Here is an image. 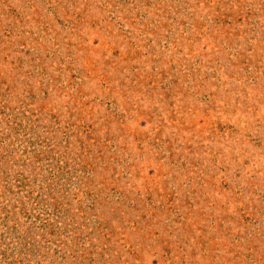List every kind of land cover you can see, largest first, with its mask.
Returning a JSON list of instances; mask_svg holds the SVG:
<instances>
[{
    "label": "rangeland",
    "instance_id": "rangeland-1",
    "mask_svg": "<svg viewBox=\"0 0 264 264\" xmlns=\"http://www.w3.org/2000/svg\"><path fill=\"white\" fill-rule=\"evenodd\" d=\"M0 264H264V0H0Z\"/></svg>",
    "mask_w": 264,
    "mask_h": 264
}]
</instances>
